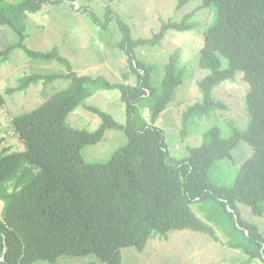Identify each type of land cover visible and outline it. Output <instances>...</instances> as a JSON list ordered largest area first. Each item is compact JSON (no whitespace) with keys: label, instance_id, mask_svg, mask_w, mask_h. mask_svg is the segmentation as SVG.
I'll list each match as a JSON object with an SVG mask.
<instances>
[{"label":"trees","instance_id":"trees-1","mask_svg":"<svg viewBox=\"0 0 264 264\" xmlns=\"http://www.w3.org/2000/svg\"><path fill=\"white\" fill-rule=\"evenodd\" d=\"M76 1L22 0L11 4L0 0V25L20 36L17 46L33 59L59 61L68 70L66 74L28 76L7 93L36 81L45 85L59 79L70 82L67 89L36 109L12 119L20 147L5 146V138H0V264H56L66 256H96L104 264H123L124 248L142 252L150 239L166 237L171 231L191 230L219 240L215 229L192 209L195 201L207 199L223 209L239 233L240 240L229 241L228 246L264 261V236L257 225L242 219L238 209V204H244L254 214H264V0H203L183 21L164 22L148 39H135L129 29H122L120 47L126 52L129 72L117 71L121 80L116 82L103 76H79L57 48L41 53L24 44V18L44 5L70 2L74 6ZM188 3L178 0L177 10ZM211 5L216 7V22L201 31L202 37L199 34L203 46L198 65L205 76L197 86L202 100L187 108L182 121L187 124L196 109L200 116L223 109L214 96L215 89L223 82H235L241 74L249 88L245 98L249 123L243 130L233 127L226 138L219 127H212L198 147L172 163L165 133L155 122L176 100L182 78L171 58L160 87H154L153 69L137 58L135 49L160 46L171 30L188 31L192 16ZM131 73L137 77L135 85L128 84ZM100 90L120 93L126 106L125 124L85 104ZM146 98L153 99L151 122L139 112ZM4 104L0 94V110L4 109L5 115ZM79 107L101 118L100 127L89 131L69 125L68 116ZM108 129L123 131L127 143L105 163L86 162L84 149L102 141ZM242 141L252 148L251 157L242 164L233 186L216 185L209 178L211 167L231 157Z\"/></svg>","mask_w":264,"mask_h":264},{"label":"rangeland","instance_id":"rangeland-1","mask_svg":"<svg viewBox=\"0 0 264 264\" xmlns=\"http://www.w3.org/2000/svg\"><path fill=\"white\" fill-rule=\"evenodd\" d=\"M20 1L22 0H4L11 4ZM202 1L189 0L180 10H177L178 0H77L74 6L70 2L48 4L38 13L24 18V44L31 51L41 53L57 48L61 55L69 59L79 76H103L116 82L121 80L117 71L129 72L128 67H125L126 52L120 47L124 29H129L135 39L151 38L160 31L164 22L183 21ZM78 9L80 10L77 11ZM216 19V7L211 5L192 16L188 31L171 30L160 46L135 49L137 58L152 67L156 85L164 78L166 65L173 58L176 72L182 78L175 93L177 92V97L189 95L181 105H174L175 100L157 120L158 126L165 132L172 163L186 157L189 149L198 147L203 135L212 127H219L222 137L226 138L230 136L233 127L243 130L249 123L245 105L249 88L241 74H237L235 82H223L215 89L214 96L225 106L223 109L211 112L208 118L200 116L196 109L194 116L188 118L187 124L182 121L187 108L202 100L197 86V82L205 76L198 65L203 46V38L200 42L199 34L202 37L201 31L214 25ZM107 21L109 24L104 27L103 24ZM19 42L20 36L13 29L0 25V94L5 100L3 108L7 110L5 115L2 113L4 109L0 110V138H5V146L16 148L20 145L14 138L17 135L12 119L31 112L56 92L63 91L70 85L64 79L46 85L36 81L25 89L7 93L9 89L21 86L28 76L68 72L59 61L33 59L17 46ZM11 46H14L13 49L7 52ZM224 66H227L226 61ZM130 75L133 79L128 84L135 85L137 77L133 73ZM88 86L92 91L93 87ZM152 103V98H146L139 109L140 116L146 121L151 119ZM85 104L110 113L118 122L126 121L124 103L117 90L96 91L85 100ZM67 122L74 128L92 131L100 125L101 119L84 107H79L68 116ZM126 143L127 137L122 131L108 129L102 141L84 149V159L88 163H105ZM252 152L245 141L240 142L231 151V157L223 158L211 167L210 180L219 186H233L242 164L251 157ZM2 208L3 203L0 201V211ZM192 209L215 229L219 240L206 233L191 230L171 231L166 237L157 235L150 239L142 252L134 247L124 249L123 264H264L263 260L251 259L245 252L228 246L229 241L240 240L239 233L234 230L233 222L216 202L211 199L195 201ZM238 209L242 219L257 225L264 235V214L256 215L244 204H238ZM89 258H96L94 263L102 264L97 257ZM60 259L66 261L61 260L57 264H88V259L78 256ZM33 264L51 263L38 261Z\"/></svg>","mask_w":264,"mask_h":264},{"label":"clouds","instance_id":"clouds-1","mask_svg":"<svg viewBox=\"0 0 264 264\" xmlns=\"http://www.w3.org/2000/svg\"><path fill=\"white\" fill-rule=\"evenodd\" d=\"M161 81H162V79H161ZM153 82H154V81H153ZM160 85H161V82H160L159 85H156V84L154 83L153 86L156 87V88H159ZM200 95H201V93H200ZM246 96H247V95H246ZM120 98H121V95H120ZM121 100H122V98H121ZM123 103H124V102H123ZM173 103H174V102H173ZM173 103H171L170 106H169L168 108H170L171 105H172ZM88 106H90V105H88ZM97 108H98V107H97ZM168 108H166V109H168ZM99 109H100V108H99ZM166 109H165V110H166ZM165 110H164V111H165ZM164 111H163V112H164ZM88 112H89V111H88ZM163 112H162V113H163ZM212 112H213V111H212ZM90 113H91V112H90ZM162 113H161V114H162ZM108 114H110V113H108ZM161 114H160V115H161ZM94 115H95V114H94ZM110 115H111V114H110ZM124 115H125V118H127V117H126V106H125V103H124ZM160 115H159V116H160ZM210 115H211V114H210ZM210 115H209V116H210ZM96 116H97V115H96ZM111 116H112V115H111ZM202 116H206V115H202ZM209 116H206V118H208ZM97 117H98V116H97ZM112 117H113V116H112ZM113 118H114L116 121H118L115 117H113ZM158 118H159V117H158ZM100 119H101V118H100ZM202 119H203V118H202ZM157 120H158V119H157ZM157 120H156V122H157ZM126 121H127V119H126ZM126 121H125V123H126ZM119 122H120V121H119ZM148 122H151V119H150V121H148ZM156 122H155V123H156ZM120 123H121V122H120ZM125 123L123 122L122 124H125ZM101 124H102V119H101V123H100V125H101ZM100 125H99L98 127H100ZM155 126H157V125L155 124ZM98 127H97V128H98ZM157 127H158V126H157ZM97 128H96V129H97ZM159 128H160V127H159ZM160 129H161V128H160ZM110 130H112V129H110ZM162 130H163V129H162ZM92 131H93V130H92ZM106 131H107V130H106ZM116 131H119V130H116ZM163 131H164V130H163ZM122 132H123V131H122ZM105 133H106V132H105ZM123 133H124V132H123ZM164 133H165V132H164ZM124 134H125V133H124ZM104 136H105V134H104ZM165 139H166V138H165ZM167 149H168V148H167ZM188 153H189V150H188ZM183 158H184V157H183ZM262 235H263V234H262ZM263 236H264V235H263ZM129 248H130V247H129ZM134 248H135V247H134ZM124 249H126V248H124ZM124 249H123V250H124ZM123 250H122V251H123ZM137 250H138V249H137ZM138 251H139V250H138ZM140 252H141V251H140ZM122 256H123V255H122ZM93 257H96V256H93ZM61 258H62V257H61ZM82 258H83V257H82ZM84 259H88V264H91V263H94V259H96V258H89V257H87V258H84ZM61 260H62V259H59L57 262H59V261H61ZM63 261H66V260H62L61 262H63ZM49 263H50V262H49ZM51 264H52V263H51ZM56 264H57V263H56ZM94 264H95V263H94ZM102 264H104V263H102Z\"/></svg>","mask_w":264,"mask_h":264},{"label":"crops","instance_id":"crops-1","mask_svg":"<svg viewBox=\"0 0 264 264\" xmlns=\"http://www.w3.org/2000/svg\"><path fill=\"white\" fill-rule=\"evenodd\" d=\"M191 93H193V92H191ZM188 98H189V95L188 94H186V96L178 95V97H177L174 105H176V106L181 105ZM156 125L158 126L157 122H156Z\"/></svg>","mask_w":264,"mask_h":264}]
</instances>
